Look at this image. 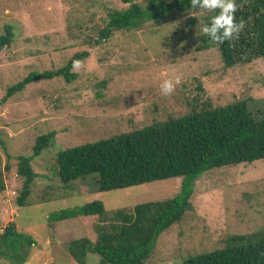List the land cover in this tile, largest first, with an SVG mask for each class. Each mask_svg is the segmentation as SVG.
<instances>
[{"label": "rangeland", "instance_id": "374dc122", "mask_svg": "<svg viewBox=\"0 0 264 264\" xmlns=\"http://www.w3.org/2000/svg\"><path fill=\"white\" fill-rule=\"evenodd\" d=\"M123 8L120 0H0V34L6 27L13 34L0 50V169L6 185L0 227L14 221L35 240L24 264H77L69 242L96 240L97 219L50 221L55 212L97 200L110 213L180 191L181 177L100 191L96 173L64 186L57 153L184 115L205 100L213 107L242 100L252 111L264 100V58L224 68L217 48L197 49L202 16L149 21L94 43L108 13ZM84 50L89 56L73 69L78 76L72 82L38 80L1 103L7 87L30 71L58 69ZM177 78L174 92L163 95L162 81ZM53 130L54 144L32 157L37 136ZM19 155L29 158L37 174L23 206L16 200L23 184L16 173ZM190 202L183 220L158 236L145 264H183L191 255L223 247L231 235L263 230L264 159L205 172ZM0 264L11 263L0 258ZM86 264H99V256L88 253Z\"/></svg>", "mask_w": 264, "mask_h": 264}, {"label": "trees", "instance_id": "16d2710c", "mask_svg": "<svg viewBox=\"0 0 264 264\" xmlns=\"http://www.w3.org/2000/svg\"><path fill=\"white\" fill-rule=\"evenodd\" d=\"M123 9L107 15L94 43L99 44L116 31L141 29L147 22L159 24L190 11V0H120ZM236 20L245 28L238 39L216 44L202 35L198 50L217 48L224 68L247 64L264 58V0H236ZM176 13V14H175ZM202 16L203 24L209 22ZM202 24V26H203ZM13 34L10 27L0 34V50L9 46ZM89 56L76 52L60 68L30 71L21 80L7 87L1 103H5L28 84L38 80L61 77L70 83L78 76L73 61L82 62ZM56 131L40 134L31 156H38L55 142ZM4 146V144H1ZM264 159V100L255 111L238 100L213 107L205 100L184 115L169 116L139 129L122 132L109 138L66 148L57 153L59 181L68 186L78 179L96 173L100 191H110L153 181L181 177L178 195L158 201L137 204L107 212L101 201L66 208L49 216V220L76 217L97 219L96 240L82 237L69 242L68 250L77 264H86L88 253L99 256V264H145L158 236L172 225L180 223L192 209L190 198L194 183L202 174L224 166H235ZM17 176L23 178L16 198L25 205L37 174L29 158L17 156ZM0 169V192L5 190ZM1 230V227H0ZM35 240L17 229L14 221L0 231V258L11 264H24L28 249ZM26 252H23L22 250ZM183 264H264V229L253 234H234L224 240V246L209 252L191 255Z\"/></svg>", "mask_w": 264, "mask_h": 264}, {"label": "clouds", "instance_id": "9594fccd", "mask_svg": "<svg viewBox=\"0 0 264 264\" xmlns=\"http://www.w3.org/2000/svg\"><path fill=\"white\" fill-rule=\"evenodd\" d=\"M190 9H198L197 11H190L189 15L198 17L212 15L209 22L203 24L200 31L203 36L210 39L216 44H223L225 41H232L239 38V35L245 28L244 21L237 22L236 12L238 5L236 0H190ZM73 68H80V61H73ZM180 80L177 78L175 82L172 79H165L160 84V89L163 95L168 96L175 90L176 84Z\"/></svg>", "mask_w": 264, "mask_h": 264}]
</instances>
